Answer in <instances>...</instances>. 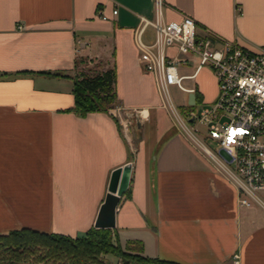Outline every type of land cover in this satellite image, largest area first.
Returning a JSON list of instances; mask_svg holds the SVG:
<instances>
[{
  "label": "crops",
  "instance_id": "0c3cea01",
  "mask_svg": "<svg viewBox=\"0 0 264 264\" xmlns=\"http://www.w3.org/2000/svg\"><path fill=\"white\" fill-rule=\"evenodd\" d=\"M162 3L0 0V234L86 236L114 171L131 164L112 228L123 248L178 264H264V216L241 206L227 174L182 130L145 135L155 109L176 125L137 44L143 18L188 16L201 37L264 47V0ZM155 34L148 27L144 41ZM91 64L117 72L118 102L82 116L75 79L97 73L86 71ZM218 93L199 101L211 105Z\"/></svg>",
  "mask_w": 264,
  "mask_h": 264
},
{
  "label": "built area",
  "instance_id": "2783aa9c",
  "mask_svg": "<svg viewBox=\"0 0 264 264\" xmlns=\"http://www.w3.org/2000/svg\"><path fill=\"white\" fill-rule=\"evenodd\" d=\"M162 4V0H157L159 9ZM102 17L108 20L107 16ZM150 26L155 28L156 34L154 41L147 43L143 37ZM137 44L141 51L140 62L145 71L156 78L182 131L198 143L237 186L242 207L251 208V200L264 206L260 197L264 192V47L201 37L196 21L188 16L170 23L160 18L156 21L143 18L137 31ZM190 61L197 64L195 71L182 74L181 66H187ZM207 65L217 78L219 93L210 107L193 111L190 120L209 124L208 136L214 147L204 143L197 136V130L188 126L171 94L175 86L187 95H197V89L185 86L184 81L195 80ZM197 101L195 106L189 103L188 106L196 108L200 103L198 96ZM113 114L123 120L119 112ZM130 124V121L124 123L126 130Z\"/></svg>",
  "mask_w": 264,
  "mask_h": 264
},
{
  "label": "trees",
  "instance_id": "16d2710c",
  "mask_svg": "<svg viewBox=\"0 0 264 264\" xmlns=\"http://www.w3.org/2000/svg\"><path fill=\"white\" fill-rule=\"evenodd\" d=\"M116 84L115 70L81 73L74 88L78 113L87 116L115 108ZM105 254H112L125 264H178L145 257L139 245L123 248L112 229L93 227L86 236L77 238L31 228L0 234V264H107L102 259Z\"/></svg>",
  "mask_w": 264,
  "mask_h": 264
},
{
  "label": "rangeland",
  "instance_id": "374dc122",
  "mask_svg": "<svg viewBox=\"0 0 264 264\" xmlns=\"http://www.w3.org/2000/svg\"><path fill=\"white\" fill-rule=\"evenodd\" d=\"M96 66H97L96 64H91L90 67H88V69L86 71L89 70L90 72H92V71L97 72ZM196 67H197V64L193 61H190L187 66H185V65L181 66V73L182 74H191L195 71ZM184 84L187 87H195L197 89L198 98H200V99L203 98L204 100H205V98L207 100V98L213 96L216 92V89L218 88L217 78L213 73L212 67H210L209 65H207L202 70V72L198 76L197 80L193 81V80L187 79L184 81ZM171 94H172L173 102H174L175 106L177 107L176 109H177L178 113L181 114V116L186 121L188 126L191 129H193L195 132L197 130V132H196L197 136L204 143H206L210 147H214V145H213L214 142L208 136L209 124L199 122L198 120L196 122H192L190 120L193 111H195L196 109L198 111H202L205 107H210V103L205 102L202 104L200 102L196 108L190 107V106H188V103H187V94L183 93L180 89H178L175 86L171 88ZM163 97H164V95H163ZM164 101H165L166 105L168 106L171 114L173 115L174 123L176 126H174L170 116L166 113V111L159 110V109L152 110V119H151L152 121L145 129V135H147L148 137L155 138L156 136L159 135V133L163 132L164 130L166 131L168 129L170 131H173V132H174V129L177 132H178V130H182L181 127H179V125H178L179 123H177L178 121H176V119H175L176 116H175L174 112H172L170 104H169L168 100H166L165 97H164ZM141 114H143V113H141ZM125 120H127V119L125 118ZM134 124H135V122H134ZM134 124L132 125L133 129L136 128V125H134ZM159 130H160V132H159ZM126 131L128 132V130H126ZM177 132H174V134L176 135ZM194 143H196V142L194 141ZM197 145H198V147H200V145L198 143H197ZM260 197L264 201V192L260 193ZM251 203H252V207L249 209H253L254 211H257L258 213H261L264 216V206L258 204L254 200H251ZM102 259H104V261L107 264H125L124 261L120 260L118 257H115L112 254L102 255ZM35 264H37V263H35ZM41 264H44V263H41Z\"/></svg>",
  "mask_w": 264,
  "mask_h": 264
},
{
  "label": "water",
  "instance_id": "95a60500",
  "mask_svg": "<svg viewBox=\"0 0 264 264\" xmlns=\"http://www.w3.org/2000/svg\"><path fill=\"white\" fill-rule=\"evenodd\" d=\"M197 104V95L191 93L189 95V105ZM138 125L141 124L140 118H137ZM132 174V165L127 164L124 167L116 169L112 175L109 187V194L102 205L95 227L99 229H112L116 227L117 208L121 202V198L125 195L129 188Z\"/></svg>",
  "mask_w": 264,
  "mask_h": 264
},
{
  "label": "bare ground",
  "instance_id": "6f19581e",
  "mask_svg": "<svg viewBox=\"0 0 264 264\" xmlns=\"http://www.w3.org/2000/svg\"><path fill=\"white\" fill-rule=\"evenodd\" d=\"M197 103H198V101H197Z\"/></svg>",
  "mask_w": 264,
  "mask_h": 264
}]
</instances>
